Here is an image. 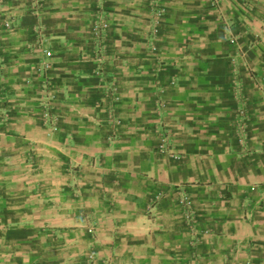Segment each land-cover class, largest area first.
Wrapping results in <instances>:
<instances>
[{"label": "crops", "instance_id": "1", "mask_svg": "<svg viewBox=\"0 0 264 264\" xmlns=\"http://www.w3.org/2000/svg\"><path fill=\"white\" fill-rule=\"evenodd\" d=\"M0 264H264V0H0Z\"/></svg>", "mask_w": 264, "mask_h": 264}, {"label": "built area", "instance_id": "2", "mask_svg": "<svg viewBox=\"0 0 264 264\" xmlns=\"http://www.w3.org/2000/svg\"><path fill=\"white\" fill-rule=\"evenodd\" d=\"M156 2V1H155ZM164 12L163 9L158 10V14L161 15ZM104 12L101 9L100 11L97 12L93 23H92V32L94 34V38H95V49L99 50L103 48V38L105 36V34L107 33V31L109 30V23L105 20L104 17ZM11 26V22L7 21L5 22V27H10ZM155 33H157V30H154ZM46 55L48 57H50L52 55V51L50 50H46ZM169 84L172 86L175 84V77H172L171 80L169 81ZM113 86V85H112ZM108 89H110V91H115L114 87H108ZM162 103V102H161ZM164 106V103L162 104ZM166 137H163L162 140L163 142L166 141ZM163 147V146H162ZM182 206L185 208L186 210V216L187 218L191 219L192 218V213H191V201L189 199L188 196H182L181 200H180Z\"/></svg>", "mask_w": 264, "mask_h": 264}]
</instances>
